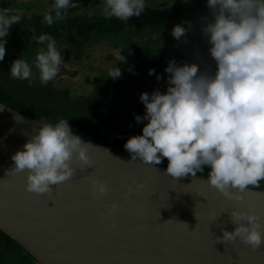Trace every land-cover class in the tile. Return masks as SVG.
Instances as JSON below:
<instances>
[{"label":"clouds","instance_id":"clouds-1","mask_svg":"<svg viewBox=\"0 0 264 264\" xmlns=\"http://www.w3.org/2000/svg\"><path fill=\"white\" fill-rule=\"evenodd\" d=\"M69 6L70 0H55L44 22L52 25L54 19L63 20V10ZM207 7L210 18H202L201 31L215 61L214 71H202L197 63L178 65L170 60L165 68L170 74L166 91L140 94L146 111L135 119L147 123L142 134L129 137L124 147L132 160L149 165L167 158L166 174L174 180L189 174L195 177L207 166L209 186L229 200L242 201L245 192L259 188L264 181V0H207ZM145 8V0H104L102 14L128 21ZM21 18L20 14H0V61L6 54L9 30ZM184 23L187 28L177 24L172 29L177 40L192 27L190 22ZM37 43L46 44V50L42 48L36 55L35 68L40 82L47 84L58 75L63 59L51 35H40ZM112 54L118 61L125 60L121 48ZM9 71L17 80L30 81L33 76L32 66L21 58L12 61ZM153 73L149 69V75ZM120 75L118 67L109 68L108 76ZM89 146L94 147L74 134L67 120L40 123L23 150L12 155L14 166L8 173H24L25 189L45 194L75 175L74 159L81 170L91 167ZM141 187L136 184L137 190ZM132 191L126 186V193ZM106 192V182L91 179L93 197ZM230 221L234 229H222L218 242L239 239L252 250L264 244V224L256 212L231 209Z\"/></svg>","mask_w":264,"mask_h":264},{"label":"water","instance_id":"water-1","mask_svg":"<svg viewBox=\"0 0 264 264\" xmlns=\"http://www.w3.org/2000/svg\"><path fill=\"white\" fill-rule=\"evenodd\" d=\"M115 62L113 54L101 55L99 68ZM40 123L0 102V231L38 264H264V244L252 250L239 239L217 241L222 229L235 227L231 209L254 211L264 224V190L250 188L232 201L207 177L174 180L165 166L79 136L94 146L91 167L81 170L74 159L71 179L45 194L27 191L25 174L8 172ZM92 178L107 184L99 198L91 194Z\"/></svg>","mask_w":264,"mask_h":264},{"label":"trees","instance_id":"trees-1","mask_svg":"<svg viewBox=\"0 0 264 264\" xmlns=\"http://www.w3.org/2000/svg\"><path fill=\"white\" fill-rule=\"evenodd\" d=\"M168 4V3H164ZM0 14L22 16L18 24H13L6 37V54L11 57L17 51L19 54L29 53L35 47V41L40 35L48 34L53 38L73 36L89 38L91 42L110 40L120 36H144V40L153 45V53L148 56L144 48H137L134 43L129 46V52L123 54L130 58L121 64L120 77L112 78L102 75L92 84L91 91L79 98L66 100L59 97L56 90L47 95L35 92V78L32 76L25 84L17 86L3 80L0 74V102L10 108L43 123L55 124L59 120H67L74 134L97 142L114 151L131 156L125 149L126 140L133 135L142 134L146 120L137 122L135 116L145 115V106L140 100L141 93L151 94L153 91L165 92L167 78L170 75L165 68L170 60L178 65L197 63L202 71L215 69V61L211 58L209 48H196V43L203 39L204 34L198 30L203 24V17L210 18L207 0H181L158 8H146L139 17L132 16L128 21L115 17L106 18L103 14L93 16H65L63 20H55L52 25L44 22L45 13L35 12H0ZM55 16L54 12H51ZM190 22L194 27L196 42L186 31L182 45L171 33L174 25L180 24L187 28L184 22ZM198 33V34H196ZM152 35V36H151ZM201 39V40H200ZM131 40V39H130ZM127 42H129L127 40ZM191 42V44L189 43ZM194 42V43H193ZM120 43V47L122 46ZM155 45H163L162 50H156ZM194 45V47H193ZM167 51V52H166ZM24 54V55H25ZM4 68L0 61V72ZM149 69L154 73L149 75ZM159 75L160 79H157ZM61 91V90H59ZM167 158H162L158 165L167 167ZM208 168L196 175L208 177ZM264 190V181L259 188ZM0 264H38L32 256L25 252L15 241L0 231Z\"/></svg>","mask_w":264,"mask_h":264},{"label":"rangeland","instance_id":"rangeland-1","mask_svg":"<svg viewBox=\"0 0 264 264\" xmlns=\"http://www.w3.org/2000/svg\"><path fill=\"white\" fill-rule=\"evenodd\" d=\"M181 0H146L145 4L148 6H161L164 3H176ZM55 0L52 2H48V0H0V9L5 10H14V11H22V12H38L43 9L50 8L54 5ZM194 27H191V32L188 36L195 40L199 38L198 35H194ZM198 30L200 32L201 27L198 26ZM198 34V33H196ZM152 36V35H151ZM134 40H137L136 45L138 48H144L145 53L152 55L150 51L153 53V45L144 40V36H133ZM128 37L121 38L119 41L122 43V46L126 48L128 42ZM201 40V39H200ZM179 45H182L183 40H179ZM191 44V42H189ZM194 43V42H193ZM112 46L111 39L104 40L98 43H92V45H84L82 46V50H75L77 56L76 62L69 61L68 68L73 71V74L58 76L53 80L49 81L46 86L51 89L56 90V93H59L60 99H66L69 101L72 97L75 96H86L92 89L93 82L102 77V72L98 68L97 57L99 54H103L110 51V47ZM156 50H162L164 48L163 45H155ZM194 47V45H193ZM209 48V44L207 41V37L204 35L202 41L196 43L197 50L200 48ZM35 52L32 49V52L26 53L22 58L28 62L33 68V75H35V55L32 57ZM167 52V51H166ZM31 56V57H30ZM150 57V56H149ZM4 64L8 63V58L3 60ZM9 66V64H7ZM5 68V67H4ZM61 90V91H59Z\"/></svg>","mask_w":264,"mask_h":264},{"label":"flooded vegetation","instance_id":"flooded-vegetation-1","mask_svg":"<svg viewBox=\"0 0 264 264\" xmlns=\"http://www.w3.org/2000/svg\"><path fill=\"white\" fill-rule=\"evenodd\" d=\"M48 2H52V0H48ZM165 5H169V4H162L161 6H165ZM103 6H104V0H70V6L66 10H63V11H66V16H74V15H78V16H87V15L93 16L95 14L102 15ZM161 6L153 7V6L146 5V8H158V7H161ZM52 7L50 5V8L43 9L42 11H38V12H35V13L50 12ZM0 12H16V13H19V12H22V11L5 10V9L2 10V9H0ZM54 39L56 40L57 48L61 51V55H62V59H63V64L59 66V73H58V75L56 77L73 74V71L69 70L67 64L71 60H72L71 62H76L77 61V58H78L77 56H79V55H76L75 50H77V49L82 50L81 48L84 45H92V43H98V42L104 41L102 39V40H99L97 42H95V40H93L91 42V39H89V38L73 37V36H59V37L54 38ZM120 40H121L120 36H118L117 38L113 39L112 46L110 47V51L98 55V57H97L98 68H99V57L101 55L112 54L113 52H115L116 50H118L120 48H121L122 55L125 57V60L124 61H118L116 59V62L111 67L116 66V67L119 68L121 66V64L126 63L127 60L130 59V58H127L126 55H124L125 54L124 52L129 50L130 42H131V44L134 43L135 46L137 47L136 42H138V41L134 40V37H132V35H131L130 38L128 37V41L129 42H128L126 48H125V47H120V42H119ZM42 48L46 50V44H43V45L42 44H38L37 40H36L35 41V47L32 48V49L35 50V52L33 53L32 57L35 55V58H36L37 53ZM31 52H32V50H31ZM24 54L25 53L20 55L19 52L17 51V53H15L11 57H8V56L4 57L3 60L8 58V63L7 64H9V66L7 64H4L5 69H3L2 72H0V74L2 75V78H3L4 81H6L8 83H11V84H15L18 87L21 86L22 84L26 83L25 87L27 88V85H28L27 83L28 82H26L25 80L13 79L11 77V74H10V71H9L12 61L17 59V58L23 59L22 57L24 56ZM128 56L130 57V52H129ZM108 70H109V68L107 70H105V71L100 69V71L102 72V75H107V76H108ZM120 72H121V70H120ZM33 76L35 78V92L36 91L37 92L41 91V92H43L44 94H47V95L52 94V91L54 89H51L49 86L47 87L46 84H42L40 82L39 72H38V70L36 68H35V75H33Z\"/></svg>","mask_w":264,"mask_h":264}]
</instances>
